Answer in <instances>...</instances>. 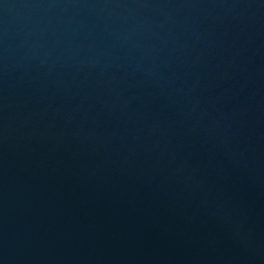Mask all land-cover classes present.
<instances>
[{
    "label": "water",
    "instance_id": "water-1",
    "mask_svg": "<svg viewBox=\"0 0 264 264\" xmlns=\"http://www.w3.org/2000/svg\"><path fill=\"white\" fill-rule=\"evenodd\" d=\"M0 264H264V0H0Z\"/></svg>",
    "mask_w": 264,
    "mask_h": 264
}]
</instances>
